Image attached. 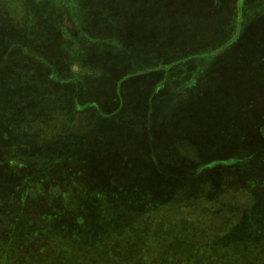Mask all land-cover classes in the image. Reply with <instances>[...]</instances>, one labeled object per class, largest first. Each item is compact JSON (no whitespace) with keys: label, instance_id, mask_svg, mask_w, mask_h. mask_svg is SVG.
<instances>
[{"label":"rangeland","instance_id":"374dc122","mask_svg":"<svg viewBox=\"0 0 264 264\" xmlns=\"http://www.w3.org/2000/svg\"><path fill=\"white\" fill-rule=\"evenodd\" d=\"M47 2L51 6L45 0H0V141L15 137L30 145V153H48L54 161L35 162L45 166L36 176L46 183L60 178L62 191L72 189L74 198L82 199L73 207L62 204L55 225L67 229L76 214L81 212L85 221L96 214L92 202L85 208L83 203L106 180L110 189L123 186L130 207L120 216L130 228L136 215L132 199L137 204L144 197L155 201L151 196L159 189H179L177 182L185 174L178 173L173 159L178 151L174 142L180 138L202 158L213 157V142L227 152L250 150L235 168L262 163L264 143L256 139V126H264V0H67L63 13L57 9L62 8L59 0ZM161 23L171 35L170 46L160 39L165 34ZM66 43L79 57L74 59ZM221 47L229 48L227 56H209ZM150 51L154 55L144 59ZM194 53L197 57L189 58ZM78 63L85 74L77 75ZM75 100L78 106L89 105L79 115V126L68 130L65 122L74 118ZM53 127V134L39 137ZM61 150L66 155L59 159ZM191 163L183 159L184 169ZM225 175L222 166L220 177ZM220 183L209 184L208 197L217 195ZM59 188L64 187H52ZM256 189L261 203L249 208L248 226L254 214L264 212V187ZM62 191L58 193L66 198ZM233 200L242 202L237 196ZM226 201L228 196L219 205L225 208ZM205 212L200 215L208 231L221 232L230 225L228 213L218 208ZM102 224L109 226L106 219ZM161 224H156L160 230L151 223L137 227L138 237L130 240L121 231L104 240L102 252L110 258H148L149 264H184L171 260L172 247L179 246L169 243L177 239L171 231L175 227ZM167 244L168 252L162 246ZM77 247L70 245L64 258L98 257L91 250L89 256L78 254Z\"/></svg>","mask_w":264,"mask_h":264},{"label":"trees","instance_id":"16d2710c","mask_svg":"<svg viewBox=\"0 0 264 264\" xmlns=\"http://www.w3.org/2000/svg\"><path fill=\"white\" fill-rule=\"evenodd\" d=\"M45 2V4L51 6L47 0ZM59 5L62 8L57 9L61 10L62 13L63 10L68 11L66 8L67 0H59ZM223 9L224 6L222 11ZM161 10H164V8H161ZM165 25V23H161V30L165 34L161 35L160 39L167 41L166 44L170 46L168 38L171 35H168ZM244 26L241 25L240 29ZM182 37H185V35ZM152 39L155 40L156 38L152 37ZM104 41L105 39L102 40L103 43H105ZM65 45L69 52L75 56L74 59L79 57V53L75 52L72 46L67 43ZM163 45H165V42ZM164 47L170 48L168 46ZM223 48L213 49L214 52H210L209 56L212 55V58L217 54L223 57L227 56L229 48L227 51ZM154 52L159 51L155 50ZM149 54L154 55L150 51L144 55V59ZM195 54L197 53L192 54L193 56L189 58L194 59L197 57L194 56ZM118 56L120 58L123 53ZM125 62L123 60L117 63ZM76 65L79 71L77 75L85 74L79 63ZM166 65L164 67H167ZM74 77L80 78V76ZM75 104H78L76 100L72 107L74 118L68 123L65 122V128H68V130L79 126L77 125L79 115L81 112L86 111L84 106L89 105L87 101L81 102L79 106H75ZM176 106L177 104L169 106L165 110L169 108L172 111ZM97 110L99 109L97 108ZM107 115H109V112H107ZM54 131H56L54 127L43 129L39 137L42 134L51 135ZM256 132L257 141L264 143V126L257 124ZM210 137L213 139V136ZM12 141H15L16 144L13 145ZM187 142L183 138L174 142L178 151L173 163L176 165L179 174H185L183 179L177 182L179 189L171 193V190H168L166 186V189L162 188L158 192L154 191L155 196H151V198L155 201H151L149 197H144L137 204L135 199H132V202L136 204L133 207L136 215L132 218L134 221L131 222L130 228L126 227L127 221H121L120 216L124 210L130 207L129 199L122 191L123 186L110 189L109 184L108 186L106 184L107 181L103 180V183L100 182L103 186H101L97 195L92 200L91 197L86 196L83 203V208H85L89 207L90 202H92L95 205L96 214L85 221L84 216L79 215L80 212L75 215V220H72L70 228L62 229L54 224L58 209L62 204L66 205L67 208L69 206L73 207V204L76 206L75 202L82 199L74 198L72 189L66 187L67 190L62 191V189H65V186L61 184L62 179L57 178L53 182L46 183L43 178L36 176V170L45 167H39L37 163L45 164L48 161V165H50L54 159H49L50 155L48 153H45L44 157L40 155L42 149H35L33 153H30V145L26 143L23 145L15 137L0 141V264H149L148 258H110L109 254L102 252L104 240H108L121 231L125 232L127 240L135 239L138 237L136 235L138 233L135 231L137 227L144 226L145 223H151L155 224L153 226L155 229L158 227L160 230L161 226H158L160 222L163 227H175L171 231H174L172 235H175L177 239H171L172 241L169 243H175L179 246L172 247L176 251L173 252L172 257L174 258L171 260H181L184 264H264V233L262 231L264 228V216L262 214L264 212H260L258 216L254 214L252 217L253 225H247L250 217L249 208L252 205L256 207L261 203L260 194L256 187H264V148L261 150L262 163L257 167L256 165L251 166L249 170L248 166L235 168L236 165L239 166L236 163H244L248 159V157L243 156L251 154L249 149L239 150L242 154L238 151L227 152L228 150H223V148L212 142L209 149L211 153H222V151L225 153H220V156L217 155L218 157L212 154L213 157L202 158L194 147L192 150L188 146ZM183 143L187 144L184 149L182 148ZM19 151L25 153L26 158L18 155V153H21ZM11 155L16 156V158H10ZM65 155L64 151L61 150L59 159L65 157ZM183 159L192 162L189 169H184ZM21 165L27 170L30 168L31 172L28 171L27 173L24 168H21ZM222 166H225L226 175L220 177ZM73 180V178H70V181ZM214 180L222 182V184L220 183L221 186L218 188L215 197H208L209 194L206 192V188ZM161 183L168 184L164 179L161 180ZM53 186L64 187L59 188L58 191L66 192L68 196L63 198L58 191L52 189ZM48 189L53 193L51 197L50 192L47 191ZM191 192L193 196L189 198L187 193ZM226 196H228V201L224 203L225 208H223L219 205V201L221 199L225 200ZM233 196L239 197L242 202L236 204ZM189 207H191V210L187 211ZM77 208H79V204H77ZM104 208L109 211H103ZM205 208H208L210 212L218 208L222 214L228 213L232 218L230 225L222 229L221 232L205 229V224L202 222V216L200 215L202 212L207 214ZM150 213H154V216H149ZM187 214H190V216ZM104 219L109 224L106 228L102 224ZM164 220L171 223L166 225L162 222ZM94 223L96 226H94ZM120 223L122 225H119ZM156 224L158 225L156 226ZM74 228L75 230L71 231ZM238 231L240 232L238 233ZM188 232H191V234H188ZM75 244L78 246V254L83 253L82 255L85 256V253L91 250L97 252L98 257L90 258L89 253H87L89 258H64L67 253L66 249ZM168 245H162L164 251H169ZM169 255L171 256L170 253ZM159 263L152 262V264Z\"/></svg>","mask_w":264,"mask_h":264}]
</instances>
